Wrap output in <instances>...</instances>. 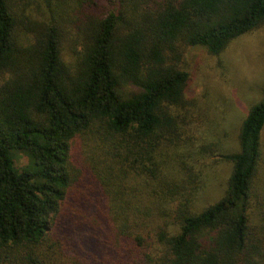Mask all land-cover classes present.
<instances>
[{
	"label": "trees",
	"instance_id": "1",
	"mask_svg": "<svg viewBox=\"0 0 264 264\" xmlns=\"http://www.w3.org/2000/svg\"><path fill=\"white\" fill-rule=\"evenodd\" d=\"M57 2L80 4L45 0L31 34L22 0H0V264H264V91L211 203L171 132L188 49L219 54L264 0H121L83 18Z\"/></svg>",
	"mask_w": 264,
	"mask_h": 264
},
{
	"label": "rangeland",
	"instance_id": "2",
	"mask_svg": "<svg viewBox=\"0 0 264 264\" xmlns=\"http://www.w3.org/2000/svg\"><path fill=\"white\" fill-rule=\"evenodd\" d=\"M68 1V0H67ZM77 0H69L73 4ZM33 30L46 21L51 13L45 0H22ZM77 9L68 4H57L60 13L83 18L84 15H102L117 11L121 0H79ZM127 13L136 11L131 1L122 2ZM66 19V17L62 16ZM65 32L71 37L74 24L64 22ZM190 71L186 87V103L179 107L177 127L173 135L178 160L191 167L196 181H200L198 205L211 203L222 195L230 172V163L221 155L237 150L238 129L252 105L264 91V22L251 32L232 40L219 54H210L204 48L190 47L186 53ZM263 156L258 173L259 184L264 185V129ZM187 151V152H185ZM175 158L173 154L172 159ZM21 154L17 165L26 163ZM185 171L188 169L185 168Z\"/></svg>",
	"mask_w": 264,
	"mask_h": 264
}]
</instances>
